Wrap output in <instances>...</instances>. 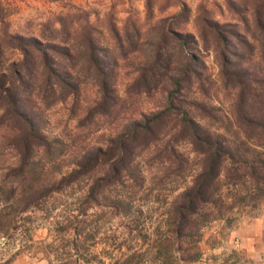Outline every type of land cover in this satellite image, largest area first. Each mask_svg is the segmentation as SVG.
Segmentation results:
<instances>
[{"label":"trees","instance_id":"1","mask_svg":"<svg viewBox=\"0 0 264 264\" xmlns=\"http://www.w3.org/2000/svg\"><path fill=\"white\" fill-rule=\"evenodd\" d=\"M19 1L0 0V235L70 190L75 209L43 243L68 250L60 264L94 263L96 214L125 222L104 241L111 264H193L209 224L264 207V0H142L145 30L132 7L119 21L114 4L47 0L62 6L14 31ZM58 105L80 132L107 121L102 143L49 135Z\"/></svg>","mask_w":264,"mask_h":264},{"label":"rangeland","instance_id":"2","mask_svg":"<svg viewBox=\"0 0 264 264\" xmlns=\"http://www.w3.org/2000/svg\"><path fill=\"white\" fill-rule=\"evenodd\" d=\"M71 3L85 7L91 11H98L102 16L110 5H115L117 19L123 21L126 17V11L129 7L135 10V15L140 19L143 29H146L144 21V8L142 0H69ZM193 6L196 0H188ZM15 14L11 16L12 30L23 29L30 23L37 25L49 12L57 11L61 8L60 3H48L47 0H22L17 2ZM188 31L192 32V26L187 27ZM206 64L210 73L216 77L217 68L213 63V56L210 53L205 58ZM128 69L121 73L120 88H124V84L128 80L126 74ZM159 95L151 99L141 98L136 102L138 112H147L154 109L159 104ZM48 124L47 132L52 137L62 138L68 143L70 151H77L85 146L100 145L103 141L107 121L99 120L96 126V131L80 132L75 128L76 122L67 119V107L58 105L55 106L47 114ZM119 121H117L118 123ZM111 131V130H110ZM87 137V138H86ZM186 152H189L187 147H183ZM70 158L57 160L56 164L61 169V172L67 170ZM158 169V168H154ZM76 193L67 191L62 195H55L48 201L43 211L35 210L21 216L17 230H9L4 236L0 235V264H60V261H65L64 254L68 251L64 248H57L56 245L51 248H43V243H50L53 240V229L55 222L62 220L68 213L75 209ZM154 208L158 206L153 205ZM247 211V210H245ZM92 214V212H90ZM264 214V207L260 211L252 212L251 215L244 212L236 216V220L228 227L223 222H213L209 224L203 231V237L200 242L202 256L200 260L193 264H247V259L240 256L234 250V241L231 238V232L237 229L240 225L247 221V218H259ZM99 217V218H98ZM100 214H96L90 220L97 221L98 226H101L100 234L97 239H100L97 244H92L90 251L96 257L93 264H111V261L104 257V241L107 237L114 235L118 236V232H123L125 222L121 219L100 220ZM14 225V224H13ZM11 225V227L13 226ZM112 226L117 229V233L106 234L107 228ZM106 234V235H105ZM32 239V240H31ZM33 242V243H32ZM17 253V255H16ZM15 258L6 263L8 259Z\"/></svg>","mask_w":264,"mask_h":264},{"label":"crops","instance_id":"3","mask_svg":"<svg viewBox=\"0 0 264 264\" xmlns=\"http://www.w3.org/2000/svg\"><path fill=\"white\" fill-rule=\"evenodd\" d=\"M234 250L249 264L264 263V214L247 221L231 232Z\"/></svg>","mask_w":264,"mask_h":264},{"label":"built area","instance_id":"4","mask_svg":"<svg viewBox=\"0 0 264 264\" xmlns=\"http://www.w3.org/2000/svg\"><path fill=\"white\" fill-rule=\"evenodd\" d=\"M247 264H249V263H247ZM262 264H264V263H262Z\"/></svg>","mask_w":264,"mask_h":264}]
</instances>
